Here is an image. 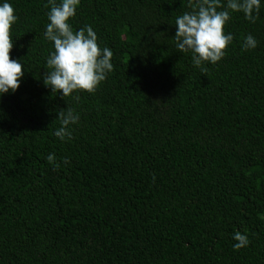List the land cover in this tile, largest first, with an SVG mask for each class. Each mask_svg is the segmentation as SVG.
Here are the masks:
<instances>
[{
  "label": "trees",
  "instance_id": "obj_1",
  "mask_svg": "<svg viewBox=\"0 0 264 264\" xmlns=\"http://www.w3.org/2000/svg\"><path fill=\"white\" fill-rule=\"evenodd\" d=\"M8 2L23 75L0 97V264H264V2L255 22L230 14L233 40L202 71L173 39L189 0H80L69 22L113 70L64 99L43 83L49 0Z\"/></svg>",
  "mask_w": 264,
  "mask_h": 264
},
{
  "label": "clouds",
  "instance_id": "obj_2",
  "mask_svg": "<svg viewBox=\"0 0 264 264\" xmlns=\"http://www.w3.org/2000/svg\"><path fill=\"white\" fill-rule=\"evenodd\" d=\"M264 0H189L190 11L175 18V47L182 53L191 54L193 66L201 68L215 64L225 54L226 47L232 42L231 33L224 32V26L232 12H241L245 20L255 22ZM80 0H49L48 23L43 38L52 43L53 50L46 58V73L43 76L45 87L62 98L78 92H94L100 83L112 72L113 53L108 47L100 48L92 27L73 30L70 18L74 17ZM222 8V10H217ZM17 17L8 0H0V97L15 93L23 75L20 61L10 59L13 47L10 28ZM257 47L256 39L248 34L243 38L241 49L247 51ZM60 126L53 135L60 141L70 139L71 125L77 124L79 114L67 108L57 113ZM47 162L54 168L59 167L54 154L49 153ZM67 163V160L64 161ZM236 241L235 250L246 247L247 236L239 231L232 234Z\"/></svg>",
  "mask_w": 264,
  "mask_h": 264
}]
</instances>
